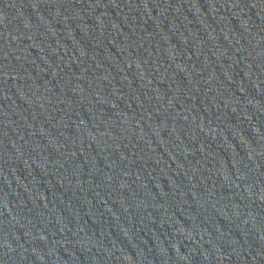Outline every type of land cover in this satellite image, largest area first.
<instances>
[{"label":"water","instance_id":"water-1","mask_svg":"<svg viewBox=\"0 0 264 264\" xmlns=\"http://www.w3.org/2000/svg\"><path fill=\"white\" fill-rule=\"evenodd\" d=\"M0 264H264V0H0Z\"/></svg>","mask_w":264,"mask_h":264}]
</instances>
